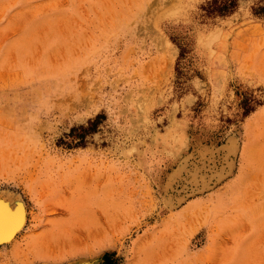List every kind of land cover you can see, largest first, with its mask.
<instances>
[{
  "label": "rangeland",
  "instance_id": "374dc122",
  "mask_svg": "<svg viewBox=\"0 0 264 264\" xmlns=\"http://www.w3.org/2000/svg\"><path fill=\"white\" fill-rule=\"evenodd\" d=\"M209 1L0 0V264H264V0Z\"/></svg>",
  "mask_w": 264,
  "mask_h": 264
},
{
  "label": "bare ground",
  "instance_id": "6f19581e",
  "mask_svg": "<svg viewBox=\"0 0 264 264\" xmlns=\"http://www.w3.org/2000/svg\"><path fill=\"white\" fill-rule=\"evenodd\" d=\"M15 202H16L15 203L16 205H12L11 202L10 203L5 202L2 200V198H0V206L3 209L0 212V246L10 243L13 248L11 251V254H13L14 257H17L19 256L18 250H19L20 240H18L16 236L23 229V227L25 226L27 222V212H26L25 206L22 203H20L19 200ZM34 254H37V252H34ZM23 255H24V252H23ZM21 263L28 264L26 261H23Z\"/></svg>",
  "mask_w": 264,
  "mask_h": 264
},
{
  "label": "trees",
  "instance_id": "16d2710c",
  "mask_svg": "<svg viewBox=\"0 0 264 264\" xmlns=\"http://www.w3.org/2000/svg\"><path fill=\"white\" fill-rule=\"evenodd\" d=\"M236 7V0H210L208 7H207V12L209 14H215V15H226L234 10ZM95 121H92L91 125H95ZM81 129L86 130H91L93 131V128H83L80 127Z\"/></svg>",
  "mask_w": 264,
  "mask_h": 264
},
{
  "label": "water",
  "instance_id": "95a60500",
  "mask_svg": "<svg viewBox=\"0 0 264 264\" xmlns=\"http://www.w3.org/2000/svg\"><path fill=\"white\" fill-rule=\"evenodd\" d=\"M3 209H2V207L0 206V212L2 211Z\"/></svg>",
  "mask_w": 264,
  "mask_h": 264
}]
</instances>
